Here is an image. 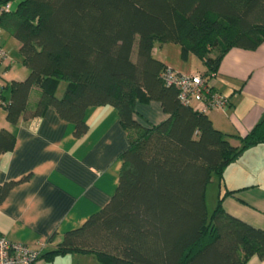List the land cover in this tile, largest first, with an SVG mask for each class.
<instances>
[{
	"label": "trees",
	"instance_id": "trees-1",
	"mask_svg": "<svg viewBox=\"0 0 264 264\" xmlns=\"http://www.w3.org/2000/svg\"><path fill=\"white\" fill-rule=\"evenodd\" d=\"M18 1L0 15L3 30L20 42L24 79L6 84L7 119L42 115L54 106L77 136L96 105L116 107L129 144L122 150L117 187L107 204L41 256L91 252L101 264H247L264 259V228L223 205L209 213L207 185L246 148L264 142V116L246 134L218 128L207 112L182 102L168 84L156 43L176 42L182 57H200L217 73L234 46L264 41V0H0ZM66 82L62 95L59 84ZM37 89L39 97H30ZM159 101L168 116L144 123L138 103ZM16 134L0 127V153ZM232 138L239 140L235 144ZM0 183V201L19 181ZM53 237V236H51ZM40 256V257H41Z\"/></svg>",
	"mask_w": 264,
	"mask_h": 264
},
{
	"label": "crops",
	"instance_id": "crops-1",
	"mask_svg": "<svg viewBox=\"0 0 264 264\" xmlns=\"http://www.w3.org/2000/svg\"><path fill=\"white\" fill-rule=\"evenodd\" d=\"M1 35L8 34L3 30ZM177 44L156 43L154 54L183 72L206 70L194 53L184 59ZM16 46L18 51V39ZM6 50L1 66L5 84L24 79L29 68ZM18 61L22 64H16ZM212 83L230 99L227 106L207 111L214 124L228 133L246 134L264 116V41L255 49L232 47L222 58ZM65 88L62 81L57 94L62 95ZM5 95L0 96V127L13 130L17 137L13 149L0 153V183L27 178L0 201V232L40 248L42 255L56 246L68 229L109 202L118 184V155L129 144L128 133L116 107L110 104L88 109L89 128L80 136L74 132L75 125L62 118L54 106L14 124L6 117L2 100L9 99V92ZM38 97L34 89L31 101ZM137 108L144 123L168 116L159 101L138 103ZM232 141L240 143L236 138ZM217 185V200L219 194L234 190L224 195L227 211L264 228V142L246 148L226 167L223 178L217 177ZM82 254L90 252L67 253L53 260L41 256L34 264H80ZM86 257L90 263V256ZM247 264H264V259L253 255Z\"/></svg>",
	"mask_w": 264,
	"mask_h": 264
},
{
	"label": "built area",
	"instance_id": "built-area-1",
	"mask_svg": "<svg viewBox=\"0 0 264 264\" xmlns=\"http://www.w3.org/2000/svg\"><path fill=\"white\" fill-rule=\"evenodd\" d=\"M12 2L0 3V15L8 11ZM3 27L0 20V96L4 88L1 66L7 57V50L1 43ZM215 72L204 71L183 72L168 65L161 73L163 79L179 89L182 102L191 104L196 110L207 112L215 108H223L229 103L228 95L216 90L212 83ZM2 102H4L2 100ZM41 256L40 248L27 242L8 237L0 232V264H34Z\"/></svg>",
	"mask_w": 264,
	"mask_h": 264
},
{
	"label": "rangeland",
	"instance_id": "rangeland-1",
	"mask_svg": "<svg viewBox=\"0 0 264 264\" xmlns=\"http://www.w3.org/2000/svg\"><path fill=\"white\" fill-rule=\"evenodd\" d=\"M17 4H18V1H14L12 3V7L15 8L17 6ZM2 32H3V30H2ZM5 33H7V32H5ZM1 39H2L3 44L8 49V51L12 54V56H15V58L16 57H20L21 58V53H20L19 50L17 51V48H16L17 47L16 46V42H17L16 38H14L10 34H8V35H1ZM171 44H177V43L176 42H171ZM177 46H179V43L177 44ZM171 55L173 57H176V54L173 51H171ZM194 56H195L196 60H200L201 59L196 54H194ZM16 64H22V63H20L18 61ZM64 84H66V82H64ZM61 88H63V85H62ZM217 193H218L217 176H215L212 179V181L207 185V189H206V202H207V207H208L209 213H212V211L214 210V208L217 205ZM82 256L83 257H80V259H79L80 260L79 261L80 264H101L98 261V259L94 256V254L91 253V252H90V255H83L82 254ZM86 256H90V263L88 262V259H86L87 258Z\"/></svg>",
	"mask_w": 264,
	"mask_h": 264
}]
</instances>
